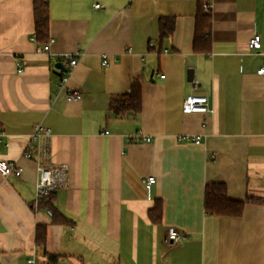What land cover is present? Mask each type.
Wrapping results in <instances>:
<instances>
[{
	"label": "crops",
	"instance_id": "obj_1",
	"mask_svg": "<svg viewBox=\"0 0 264 264\" xmlns=\"http://www.w3.org/2000/svg\"><path fill=\"white\" fill-rule=\"evenodd\" d=\"M200 1L48 0L54 42L39 53L33 0H0V158L23 168L0 175V264H264V204L240 216L204 207L213 182L231 199H264V0H209L208 52L194 49ZM163 17L174 27L160 39ZM53 54L78 59L68 86L80 99L58 87L66 71ZM136 79L141 110L114 114L111 100ZM192 94L213 112L185 113ZM39 125L51 133L31 141ZM139 132L152 141L127 140ZM38 164L55 170L53 204L71 224L37 202ZM170 227L185 238L168 244Z\"/></svg>",
	"mask_w": 264,
	"mask_h": 264
},
{
	"label": "trees",
	"instance_id": "obj_2",
	"mask_svg": "<svg viewBox=\"0 0 264 264\" xmlns=\"http://www.w3.org/2000/svg\"><path fill=\"white\" fill-rule=\"evenodd\" d=\"M210 8L203 7L199 2L196 16V31L194 38L195 51L208 52L211 45V14ZM33 13L35 24V37L39 44L49 41V20L50 10L48 0H33ZM174 27V20L170 17H163L160 20V39L171 35ZM142 107V86L140 79H136L130 92L115 96L110 102V110L116 115L126 113H137ZM54 191L40 201L41 207L49 208L53 214V222L58 224H71L72 220L64 216L53 204ZM247 203L264 204V199L247 195L244 200H234L229 197L227 186L224 183H208L205 187L204 207L207 213L217 216H240ZM162 202L157 199L155 205L150 209L153 220H159L161 215ZM47 226L39 225L36 228V241L39 247L45 251ZM46 253V252H45ZM52 258V257H51ZM54 259V257H53Z\"/></svg>",
	"mask_w": 264,
	"mask_h": 264
},
{
	"label": "built area",
	"instance_id": "obj_3",
	"mask_svg": "<svg viewBox=\"0 0 264 264\" xmlns=\"http://www.w3.org/2000/svg\"><path fill=\"white\" fill-rule=\"evenodd\" d=\"M210 1L207 0L204 2L203 7L208 9L210 8ZM96 7H100V4H96ZM36 40V37H35ZM54 42L53 38H50L49 41L45 44H37L36 51L39 53H51V45ZM249 49L257 51L261 47V36L259 34H254L248 42ZM57 57L59 62H62L66 66V72L62 74L59 79L58 87L60 89H66L68 91L67 100H78L81 98V92L78 90H72L68 86V81L70 77V72L76 67L78 59L74 55L70 54H53ZM102 65L108 67L110 65L109 56L107 53H102ZM20 71V70H19ZM259 72L264 75V65L259 69ZM161 77H164L162 75ZM183 111L185 113H212L213 108L211 107L210 100L208 96L202 94H192L188 95L183 102ZM51 131L49 128L39 125L37 126L35 133L31 137V141H35L38 138H41L43 135H50ZM108 133V131H106ZM200 136H192L190 140L195 143H200ZM128 141H145L151 142V136H144L143 134L136 133L130 135L127 138ZM2 142V133L0 132V143ZM33 153L31 146L28 145L25 150L26 157H32ZM38 180L36 184V200L37 202L41 201L42 198L48 197L57 187V182L55 179V170L46 165L38 164ZM23 172V168L18 164V162L2 159L0 158V175L4 178H7L11 175L20 176ZM155 182V178L150 176L146 180V184L151 185ZM185 238V235L179 232L175 227L168 228V232L165 238V241L168 244H175ZM29 264L35 263L34 258L28 259Z\"/></svg>",
	"mask_w": 264,
	"mask_h": 264
},
{
	"label": "water",
	"instance_id": "obj_4",
	"mask_svg": "<svg viewBox=\"0 0 264 264\" xmlns=\"http://www.w3.org/2000/svg\"><path fill=\"white\" fill-rule=\"evenodd\" d=\"M55 66L57 67V68H59L61 71H66V66L62 63V62H57L56 64H55Z\"/></svg>",
	"mask_w": 264,
	"mask_h": 264
}]
</instances>
